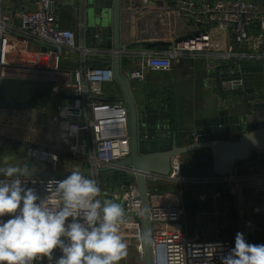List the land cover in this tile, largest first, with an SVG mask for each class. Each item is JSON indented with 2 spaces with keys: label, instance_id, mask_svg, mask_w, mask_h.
I'll return each instance as SVG.
<instances>
[{
  "label": "built area",
  "instance_id": "built-area-1",
  "mask_svg": "<svg viewBox=\"0 0 264 264\" xmlns=\"http://www.w3.org/2000/svg\"><path fill=\"white\" fill-rule=\"evenodd\" d=\"M61 1L0 0V80L17 77L47 81L51 94L57 100L62 89L70 90V97L62 102L58 100L55 112L46 123L55 131L61 147H46L2 136L0 141L22 144L25 156L40 167L37 169L60 172L89 170L100 184L99 170L115 168L118 160L130 154L129 112L123 98L107 99L104 96L105 87L115 82L112 66L86 65L90 53L84 34L87 26L86 1L79 0L75 28L60 26L57 9ZM147 9L152 8L140 2L127 6V10L140 15L145 14ZM173 11L177 18L200 32L191 39L172 43L167 50L147 54L140 67L127 69L124 73L128 80L144 79L146 72L151 70H170L173 59H178L184 51L207 48L213 33L224 39L230 33L233 44L219 52L217 64L209 63L206 66L205 84L208 87L217 91L216 68L222 72L226 65L235 69L242 63H262L264 69V4L251 0H176ZM73 53L75 57L72 60L77 58L79 67L74 68L71 63L63 64L66 55ZM235 88L243 90V81L232 85V90ZM73 126L77 129L75 132ZM66 156L76 158L78 164H62L61 159ZM182 163V158L176 156L172 159L168 174H144L149 198L152 264H221L220 257L234 247L235 239L232 235H223L227 225L214 226L215 238L202 237L190 231L183 188L199 187L200 200L204 201L218 197L220 188L234 194H239L241 188L264 190V175L245 176L242 171L243 174L236 171L233 175L188 178L181 173ZM122 172L127 173L130 183L102 191L101 196L109 194L122 203L130 219L125 218L120 234L130 237L124 241L136 247L140 260L144 262V247L140 238L142 205L135 177L137 172L132 168H123ZM20 178L26 180L28 187L35 188L44 196L45 192L53 194L45 188L50 179L65 177L29 175ZM161 185H175L177 188L173 193L168 190L151 191V188ZM210 215L225 216L215 204ZM32 264L50 262L48 258L37 256Z\"/></svg>",
  "mask_w": 264,
  "mask_h": 264
},
{
  "label": "water",
  "instance_id": "water-1",
  "mask_svg": "<svg viewBox=\"0 0 264 264\" xmlns=\"http://www.w3.org/2000/svg\"><path fill=\"white\" fill-rule=\"evenodd\" d=\"M251 1L264 4V0ZM126 6L127 0H90L86 4V9H91L94 16L90 23L86 13V42L91 47L109 49L108 53L113 54L111 66L114 78L121 87L129 112L130 154L118 160L115 168L99 170L100 187L106 192L107 181L113 189L128 185L130 180L127 173L122 172L123 168H132L137 172L135 177L143 212L141 232L142 235H149L148 241H143V264H152L149 198L144 174H168L172 159L176 156L184 161L181 173L188 178L233 175L236 171L251 172L245 164L250 158H255L257 162L258 156L264 154V91L257 80V73L264 69L262 63H242L235 69L226 65L222 72L216 68L215 84L221 97L216 110L205 116L192 117L190 127L186 126L188 117L184 118L182 124H177L169 102H135L121 65L123 49H129L125 52L128 57L137 58L144 56V48L170 45L166 35L175 27L170 8L157 7L152 16L137 20L134 26L130 12L124 9ZM149 19L154 21L146 26ZM121 32L126 34V41L121 39ZM239 80L243 81L244 89L232 90V85ZM222 82L226 86L225 92L221 90ZM57 104L58 100L51 94L47 81L2 78L0 134L20 136L24 133L23 128L29 125L36 131L26 129L27 134L32 137L35 133V140L38 141L46 108ZM187 161H192L193 165L187 167ZM29 171L31 175L48 177H66L71 172ZM79 171L84 175L91 174L89 170ZM234 204L236 218L229 227L232 237L235 239L236 233L241 232L248 243L255 244L264 231V211L249 202L240 208L237 192ZM60 255L59 249L54 250L55 257Z\"/></svg>",
  "mask_w": 264,
  "mask_h": 264
},
{
  "label": "clouds",
  "instance_id": "clouds-1",
  "mask_svg": "<svg viewBox=\"0 0 264 264\" xmlns=\"http://www.w3.org/2000/svg\"><path fill=\"white\" fill-rule=\"evenodd\" d=\"M29 175L27 164L4 160L0 165V264H32L37 256L50 264H119L127 256L120 234L125 209L101 198L96 179L73 170L50 179L45 188L53 194L41 196L20 178ZM140 238L147 242L149 235ZM220 259L221 264H264V244H250L237 232L234 248Z\"/></svg>",
  "mask_w": 264,
  "mask_h": 264
},
{
  "label": "crops",
  "instance_id": "crops-1",
  "mask_svg": "<svg viewBox=\"0 0 264 264\" xmlns=\"http://www.w3.org/2000/svg\"><path fill=\"white\" fill-rule=\"evenodd\" d=\"M86 3L90 2V0H85ZM136 2H140L145 4L147 7H151V10H146L145 14L140 15L136 11L127 10V6L129 4H133ZM174 2L176 0H165V1H156V0H127V6L124 8L131 14V20L133 25L135 26L136 21L147 17L152 16L154 10L157 7L161 8H170L169 12L173 16L175 27L167 32V40L170 42L168 46H158L154 48H144L142 57H128L126 55V51L129 49H123L122 52V70L123 73L126 74L127 69H136L142 65L145 58L154 51H164L169 49L172 46V43L191 39L200 31L193 28V26L186 25L180 18H177L174 14ZM79 5V0H62L61 4L57 9V16L59 19V24L62 28H75V23L77 20V6ZM88 10H86L87 13ZM164 18V17H163ZM152 21L149 19L145 24L146 26L150 25ZM178 25H182L179 27ZM84 34H86V30L84 29ZM158 34V33H156ZM230 35V36H229ZM153 36V35H152ZM231 34L229 33L224 38H221L216 33H213L211 36V44L204 48L203 50H192V51H184L178 59H173V64L170 70L167 71H155L151 70L146 72V76L144 79H130L129 85L133 92V97L135 102L138 104H143L148 101L153 102H169L174 109V118L177 124H182L185 117H188L187 127L191 126L192 117L197 116H205L211 111H215L217 105L221 99L220 94L213 88L208 87L205 84V79L207 77V68L206 66L211 63L213 65L217 64L219 61L218 55L219 52L228 45H232ZM121 39L127 40L126 34L121 32ZM88 45V44H87ZM90 53L87 56L86 65L87 66H98V65H112L111 60L113 54L108 53L109 49L100 50L97 47H91ZM102 49V48H101ZM95 50H98L97 52ZM107 51V52H106ZM147 55V56H146ZM71 65L75 67H79L80 63L76 58L74 61L72 60ZM76 64V66H75ZM124 67V68H123ZM257 80L259 82V87L262 91H264V70L260 73H257ZM110 84H115L117 91L113 95H104L107 99H119L123 98L122 90L119 84L115 81ZM108 84V85H110ZM107 85V86H108ZM106 86V87H107ZM105 87V89H106ZM222 92L226 91V86L222 82L221 83ZM106 93V90H105ZM54 109H49V106L46 108V117L49 114L55 112ZM48 122V121H47ZM46 122V123H47ZM24 133L20 134V136H14L15 138H20L21 140L32 141L35 142L34 137L27 134L25 128H23ZM39 144L42 143V146L58 148L60 145L56 140V133L52 128L45 127L43 124L41 127V132L39 135ZM255 158H250V160L245 164L251 172L245 173V176H258L262 177L264 175V154L259 155L256 159L257 162L254 161ZM4 160H8L11 163H18L20 165L27 164L29 166V170H35L40 168L36 164H34L30 159L25 156L24 146L22 144H8L0 141V165L3 164ZM187 167L193 165L192 161L186 162ZM241 173V172H240ZM241 173V174H243ZM107 183V182H106ZM110 185V183H109ZM100 186V184H99ZM163 187L162 190H168L169 192H174L176 188H173L172 185H161ZM158 188H151L153 192H160ZM107 187V185H106ZM196 188L195 192L189 194L188 189L183 188L184 190V204L186 207V220L189 224L190 231L198 233L202 237L207 238H215V225L226 226L223 232L224 236L231 237V232L229 231V227L232 222L235 220V194L230 192L228 189H219L220 195L214 198H208L207 200H200L201 189L197 186H193ZM107 189V188H106ZM161 190V191H162ZM171 193V194H172ZM238 197V205L240 208L244 206L247 202L250 204H254L257 208H259L262 212L264 211V190H241ZM103 199V194L101 196ZM104 198L113 199L116 202L122 203L119 200L114 199L109 194H104ZM212 199L214 201H212ZM246 202V203H245ZM220 209L221 213H224L225 216L220 215L219 217L211 216L210 212L213 210V205ZM123 206V205H122ZM125 218L130 219L128 215L125 213ZM199 221V225H198ZM141 226V222H140ZM123 239H130L127 234H124ZM255 244H264V231L260 234ZM127 256L119 262V264H143L140 260L136 247L134 245L127 244Z\"/></svg>",
  "mask_w": 264,
  "mask_h": 264
},
{
  "label": "rangeland",
  "instance_id": "rangeland-1",
  "mask_svg": "<svg viewBox=\"0 0 264 264\" xmlns=\"http://www.w3.org/2000/svg\"><path fill=\"white\" fill-rule=\"evenodd\" d=\"M87 18H88V22H92L93 21V18H94V16H93V14H92V10L90 9H88V12H87ZM33 42V41H32ZM72 57L74 58L75 57V53H73V54H68V55H66V57H65V59L66 60H63V64L65 63V64H67V65H69V63L72 61ZM75 66H76V64H75ZM67 68H69L70 69V67L71 66H66ZM124 68V67H123ZM115 91H117V88H116V86H115V84H110V85H108L107 87H106V93H105V95H113L114 93H115ZM52 110V109H54V107H50L49 106V109L48 110ZM52 114V113H51ZM50 116V115H49ZM49 116L47 117V118H45L44 120H43V124L45 125V127H46V122L48 121V119H49ZM8 124H6V126H7ZM31 125H34V123L33 124H31ZM48 127V126H47ZM48 128H50V127H48ZM25 129H29L31 132H33V131H36V129H34V127L33 126H29V125H27L26 126V128ZM51 129V128H50ZM53 130V129H52ZM40 132H41V129H40V131H39V135H40ZM34 135H35V138H36V134L34 133ZM0 136H2V137H4V138H8V139H15V140H20V141H25V142H28V143H33L32 141H26V140H21L20 138H15L14 136H8L7 134H0ZM32 137H34V136H32ZM32 137H31V139H32ZM34 139V138H33ZM32 139V140H33ZM35 140V139H34ZM56 140H57V138H56ZM58 141V140H57ZM35 142L36 143H34V144H37V145H41L42 143H40L39 144V141H36L35 140ZM58 144L60 145V147H61V144H60V142L58 141ZM61 162H62V164H70V165H72V166H75V165H77L78 164V160L76 159V158H74V157H71V156H66V157H62V159H61ZM89 178H93V176H92V174H88L87 175ZM100 178H101V176H100ZM106 185H107V190H113V188L109 185V181H107V183H106ZM161 189H163V187L161 186L160 187V189L159 190H161ZM103 198H104V194H103Z\"/></svg>",
  "mask_w": 264,
  "mask_h": 264
},
{
  "label": "trees",
  "instance_id": "trees-1",
  "mask_svg": "<svg viewBox=\"0 0 264 264\" xmlns=\"http://www.w3.org/2000/svg\"><path fill=\"white\" fill-rule=\"evenodd\" d=\"M69 97H70V90H68V89H62L61 92H60V94L57 96V98H58V100H59L60 102H62L63 100L68 99ZM49 115H51V114H49ZM49 117H50V116H49ZM46 127H47V126H46ZM172 187H173V188H176L177 186L172 185ZM184 188L188 189L189 194H192V195H193V193H194L195 190H196V188L193 187V186H184ZM161 190H162V189H161ZM161 190H159V191H161Z\"/></svg>",
  "mask_w": 264,
  "mask_h": 264
}]
</instances>
